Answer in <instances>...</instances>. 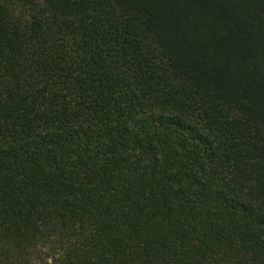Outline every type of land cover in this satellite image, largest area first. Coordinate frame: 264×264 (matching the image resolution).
Wrapping results in <instances>:
<instances>
[{"label":"trees","instance_id":"trees-1","mask_svg":"<svg viewBox=\"0 0 264 264\" xmlns=\"http://www.w3.org/2000/svg\"><path fill=\"white\" fill-rule=\"evenodd\" d=\"M0 264H264V0H0Z\"/></svg>","mask_w":264,"mask_h":264}]
</instances>
